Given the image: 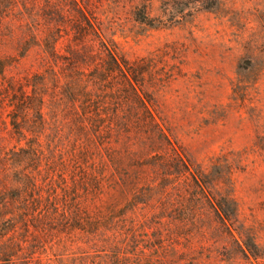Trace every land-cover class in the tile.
<instances>
[{"label":"trees","instance_id":"trees-1","mask_svg":"<svg viewBox=\"0 0 264 264\" xmlns=\"http://www.w3.org/2000/svg\"><path fill=\"white\" fill-rule=\"evenodd\" d=\"M154 79L92 0H0V264L261 258L234 227V168L191 162Z\"/></svg>","mask_w":264,"mask_h":264},{"label":"rangeland","instance_id":"rangeland-1","mask_svg":"<svg viewBox=\"0 0 264 264\" xmlns=\"http://www.w3.org/2000/svg\"><path fill=\"white\" fill-rule=\"evenodd\" d=\"M92 3L126 59L151 61L156 109L191 162L234 168V227L264 264V0Z\"/></svg>","mask_w":264,"mask_h":264}]
</instances>
